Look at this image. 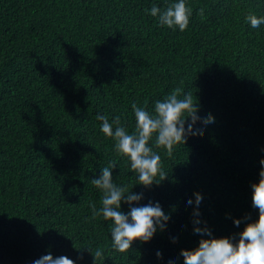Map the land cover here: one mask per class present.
<instances>
[{
  "label": "trees",
  "instance_id": "1",
  "mask_svg": "<svg viewBox=\"0 0 264 264\" xmlns=\"http://www.w3.org/2000/svg\"><path fill=\"white\" fill-rule=\"evenodd\" d=\"M175 2L0 0V264L49 253L94 264L97 248L95 264H184L182 250L238 238L258 219L251 185L264 160V24L252 28L246 17L264 16V0H185L192 15L184 32L150 15L153 5ZM177 88L215 122L198 121L203 135L188 136L171 157L153 138L168 177L144 188L97 115L110 123L119 116L132 134V104L154 113ZM112 161L113 182L143 194L133 207L159 203L170 217L164 231L124 253L113 248L112 222L93 218L90 207H102L91 180ZM193 193L202 196L198 208L186 203Z\"/></svg>",
  "mask_w": 264,
  "mask_h": 264
},
{
  "label": "clouds",
  "instance_id": "2",
  "mask_svg": "<svg viewBox=\"0 0 264 264\" xmlns=\"http://www.w3.org/2000/svg\"><path fill=\"white\" fill-rule=\"evenodd\" d=\"M204 8L199 10V15L204 16ZM150 15L157 17L161 26L171 30L184 32L190 22L192 9L185 0H177L161 10L156 5L150 9ZM252 28H258L264 24V16L257 17L249 14L246 17ZM135 116V131L129 134L128 130L121 125L119 116L109 122L107 116L98 114L97 119L102 121L101 132L115 141V150L119 155L130 160L131 169L137 173L139 185L148 188L153 184H159L167 179L168 174L163 171L161 156L153 150L149 142L155 140L156 148L166 150V155L171 157L174 146L185 144L188 136L203 135V128L195 129L194 126L200 121L203 125L214 123V118L208 114L204 118L198 115L199 105L191 92L182 94V89H175L162 101H157L154 113H149L142 107L132 104ZM115 125V127H113ZM187 125V126H186ZM258 183L252 184V207L258 210V219L255 222L246 223L244 230L237 236L228 238L201 239L197 248L182 250L184 264H264V160L260 161ZM116 162L112 161L108 167L101 170L99 178L92 179L91 183L99 189L102 196V207L96 210L91 204L93 218L102 214L105 220L112 222L111 239L113 248L120 252H127L134 241L149 242L159 229L165 230L169 216L164 213L159 203L149 202L147 205L135 206L143 198V194H136L128 190L127 186H117L112 179V170ZM159 176V182L156 177ZM195 200L188 199V205L201 203L202 196L193 193ZM130 206L125 214L121 211V204ZM193 217H199L200 213L194 210ZM245 220L247 217L244 218ZM199 219H193L194 225H199ZM242 223L237 219L233 224L237 227ZM194 234L212 237L207 228L194 227ZM90 254V249H86ZM92 255V254H91ZM160 258L161 253H156ZM103 250L97 248L93 257L101 259ZM33 264H75L67 256L61 255L56 258L49 253L36 259ZM168 264H175L170 260Z\"/></svg>",
  "mask_w": 264,
  "mask_h": 264
}]
</instances>
